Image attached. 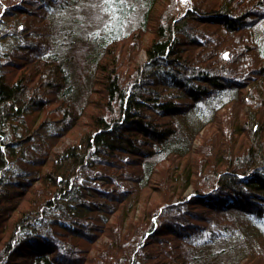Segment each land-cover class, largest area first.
I'll return each mask as SVG.
<instances>
[{
	"label": "trees",
	"instance_id": "1",
	"mask_svg": "<svg viewBox=\"0 0 264 264\" xmlns=\"http://www.w3.org/2000/svg\"><path fill=\"white\" fill-rule=\"evenodd\" d=\"M185 3L0 0V264H264V0Z\"/></svg>",
	"mask_w": 264,
	"mask_h": 264
},
{
	"label": "rangeland",
	"instance_id": "2",
	"mask_svg": "<svg viewBox=\"0 0 264 264\" xmlns=\"http://www.w3.org/2000/svg\"><path fill=\"white\" fill-rule=\"evenodd\" d=\"M178 1V3H179V6H180V8H183L184 6H185V0H177ZM139 57H140V59H143V54L142 53H139ZM200 136H202L201 134H199V138H200ZM199 138L196 140V142H195V147L196 146H198V144H199ZM67 140H65V142H66ZM189 190H187V192H188ZM186 192V193H187Z\"/></svg>",
	"mask_w": 264,
	"mask_h": 264
}]
</instances>
